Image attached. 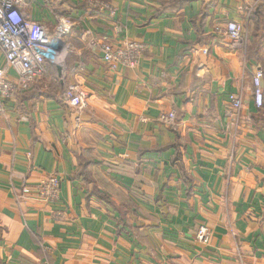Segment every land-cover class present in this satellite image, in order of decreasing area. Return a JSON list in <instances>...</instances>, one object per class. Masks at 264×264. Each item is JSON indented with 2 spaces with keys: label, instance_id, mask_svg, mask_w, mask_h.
I'll use <instances>...</instances> for the list:
<instances>
[{
  "label": "crops",
  "instance_id": "1",
  "mask_svg": "<svg viewBox=\"0 0 264 264\" xmlns=\"http://www.w3.org/2000/svg\"><path fill=\"white\" fill-rule=\"evenodd\" d=\"M30 1L33 19L53 30L55 14H69L79 34L67 38L65 69L50 61L0 115V264H264V116L253 95L264 0H62L58 12L55 0ZM99 1L116 9L119 33L92 8ZM229 21L245 24L243 48L218 32ZM86 29L147 50L112 69L81 39ZM70 85L88 93L82 113L62 98ZM171 111L174 125L161 119ZM51 175L56 202L36 190Z\"/></svg>",
  "mask_w": 264,
  "mask_h": 264
},
{
  "label": "built area",
  "instance_id": "2",
  "mask_svg": "<svg viewBox=\"0 0 264 264\" xmlns=\"http://www.w3.org/2000/svg\"><path fill=\"white\" fill-rule=\"evenodd\" d=\"M30 0H0V48L5 56V63L0 67V115L7 117L20 93L30 91L43 78L48 61H56L61 70L65 69L63 51L66 48V36L77 24L69 14H55L53 30L48 25L31 17ZM92 8L106 12L114 21L116 33L122 30V24L115 17L116 9L109 2H93ZM247 8L245 7V10ZM108 11V12H107ZM218 32L229 39L233 48H243L248 42L246 26L243 22L229 21L218 27ZM81 39L88 48L98 50L102 59L112 69L135 67L147 50L143 42L128 40L115 45L107 38H98L89 29L81 34ZM203 52L208 53V48ZM264 71L256 69L253 75V95L258 108L264 104ZM63 100L77 112L82 113L88 106V93L78 85L68 86L62 94ZM231 106L241 111L244 102L241 96L229 94ZM161 119L174 125L176 112L163 114ZM79 120V118H78ZM38 196L46 202H56L60 197V178L51 175L38 184ZM212 232L208 225L200 224L196 233L199 243L210 242Z\"/></svg>",
  "mask_w": 264,
  "mask_h": 264
},
{
  "label": "trees",
  "instance_id": "3",
  "mask_svg": "<svg viewBox=\"0 0 264 264\" xmlns=\"http://www.w3.org/2000/svg\"><path fill=\"white\" fill-rule=\"evenodd\" d=\"M60 1H62V0H55L54 4H53L54 5V9H56L55 11H57V12L58 11H62L61 6L59 4ZM262 7L263 6L260 4L257 9L260 11ZM61 13H63V12H61ZM253 17H255L254 14H253ZM71 34H79V32L77 30H74V28H73L71 30V32L66 36V41H67V38L69 37V35H71ZM49 62L50 61L47 62L46 67H48ZM259 110H260L261 115L264 116V104L259 108Z\"/></svg>",
  "mask_w": 264,
  "mask_h": 264
},
{
  "label": "rangeland",
  "instance_id": "4",
  "mask_svg": "<svg viewBox=\"0 0 264 264\" xmlns=\"http://www.w3.org/2000/svg\"><path fill=\"white\" fill-rule=\"evenodd\" d=\"M76 25H77V24H76ZM76 25H75V26H76ZM75 26H74L73 28H75ZM73 28H72V29H73ZM65 53H66V49L63 51V54H62V55H63V58H62V60H61L60 62H62V61L64 62V61H65Z\"/></svg>",
  "mask_w": 264,
  "mask_h": 264
},
{
  "label": "water",
  "instance_id": "5",
  "mask_svg": "<svg viewBox=\"0 0 264 264\" xmlns=\"http://www.w3.org/2000/svg\"><path fill=\"white\" fill-rule=\"evenodd\" d=\"M61 69V68H60Z\"/></svg>",
  "mask_w": 264,
  "mask_h": 264
}]
</instances>
